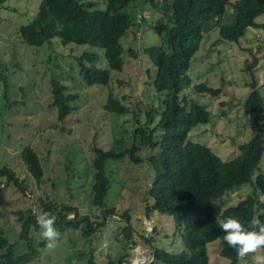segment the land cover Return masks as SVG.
Returning <instances> with one entry per match:
<instances>
[{"label": "rangeland", "instance_id": "1", "mask_svg": "<svg viewBox=\"0 0 264 264\" xmlns=\"http://www.w3.org/2000/svg\"><path fill=\"white\" fill-rule=\"evenodd\" d=\"M39 1L6 0L0 6V71L6 75L0 80V167L11 168L27 185L26 194L22 195L4 179L0 181V227L8 242L12 243L14 254L21 255L27 250L18 235L20 225L15 211L32 209L38 212L40 197L58 204L74 205L81 215L87 214L100 221V210L92 204L94 148L121 149L133 143L139 146L136 154L143 159L141 163L135 164L128 157L106 163L110 187L105 199L107 206L116 208L118 216L110 217L101 230L89 237H83L79 229L60 232L57 247L51 250L38 246L39 242L45 241L42 230H32L30 236L39 254L27 264H88L91 252L96 264H105L109 257L122 258L121 264L127 260L149 264L153 254L141 234L149 233L151 227L152 244L171 253L181 251L183 246L173 218L157 212L150 216L145 214V205L150 202L146 192L154 175L146 157L154 154L157 147L139 145L140 135L133 136L138 125L154 127L163 107L165 93L156 92L151 84L156 69L143 51L147 46L161 43L151 26L161 18L160 13L155 12L148 0H138V4L146 5L137 7L135 17L133 15L137 24L121 39L125 48L122 70L110 71L108 85L89 86L80 73L76 58L82 51L94 48L73 43L63 45L58 38L39 47L21 40L19 27L34 17ZM92 1L95 8H105L104 0ZM232 11L227 5L223 24L233 22ZM255 21L262 26L247 28L238 42L222 39L215 26L208 30L191 59L188 70L190 86L180 94L188 104L204 105L210 112L209 121L194 127L189 139L208 145L224 161L239 154L238 145L252 138L259 132V125L264 124L259 113L246 115L243 110L250 92L246 62L253 56L259 59L255 67L259 86L264 78V13ZM129 49H133L136 55H132ZM94 50L99 53L97 65L106 68L103 50ZM51 78L63 84L66 92L78 94V98L71 102L74 109L63 121L57 119V110L51 105ZM197 83L220 87L222 91L212 97L193 90L192 86ZM110 91L129 108V113L118 115L104 110ZM260 93L264 95V89H260ZM149 112L153 116L152 123H147ZM263 128L261 137L264 141ZM157 139L154 135V140ZM116 140H120L119 143ZM27 145L36 151L43 166L40 181L29 174L21 158L20 151ZM260 170L264 174V159L260 162ZM253 192V186L245 183L215 199L213 205L220 213L223 208L236 204ZM257 196L264 202L263 192L259 190ZM125 210L129 212L130 224L134 228L132 239L121 233L123 223L118 217ZM145 220L151 226L145 228ZM206 246L209 264L229 263L219 254V240ZM237 264H253V257L239 259Z\"/></svg>", "mask_w": 264, "mask_h": 264}, {"label": "trees", "instance_id": "2", "mask_svg": "<svg viewBox=\"0 0 264 264\" xmlns=\"http://www.w3.org/2000/svg\"><path fill=\"white\" fill-rule=\"evenodd\" d=\"M5 2L6 0H0V6ZM104 2L105 8L99 9L94 7L95 2L92 0H40L34 17L19 27L20 38L26 44L36 47L58 38L63 45L73 43L103 50L106 68L97 65L99 53L94 49L82 51L76 59L87 85H108L110 71H121L123 67L122 55L125 48L121 39L137 24L133 20L137 7L141 5L143 8L146 4H138V0ZM148 2L155 12L161 15V18L151 25L161 43L147 46L143 51L156 69L151 84L156 92L165 93V97L162 98L163 107L158 113L159 118L155 126L149 128L138 125L133 131V136L137 138V135H140L139 145L157 147L154 154L146 157L154 175L146 192L150 202L145 205V214L150 216L157 212L170 215L179 231L183 246L181 251L171 253L152 244V235L141 234L153 254L149 264H209L206 245L214 240H219V254L229 259L228 264H237L239 259L236 250L223 241L224 232L217 224L216 218L237 217L247 225L256 215L264 223V202L257 196L259 190L264 193V174L260 170V162L264 159V141L261 137L264 124L259 125V132L252 138L238 145L239 154L224 161L208 145L189 139V133L194 127L209 121L210 112L204 105L195 102L188 104L185 97L180 98V94L185 87L190 86L188 70L191 59L205 33L215 26L222 39L238 42L247 28L262 26L255 19L264 13V0ZM227 5L233 10L231 24H223ZM129 52L136 55L133 49H129ZM258 60L253 56L251 61L246 62L250 75V81L247 82L250 92L243 103V110L246 115L259 113L260 117L264 118V95L260 93V89H264V78L259 86L255 76ZM5 77V72L0 71V80ZM50 85L51 105L57 110V119L63 121L74 109L71 102L78 98V94L66 92V87L56 78H51ZM192 88L212 97L218 96L222 91L220 87H211L205 83H197ZM103 108L118 115L130 112L111 91ZM147 115V123H152V114L149 112ZM255 122L259 123L258 118ZM154 135L158 137L157 140H154ZM119 141L116 140L118 143ZM138 148L136 143L121 149L94 148L91 161L94 170L91 185L92 204L100 210V221L93 220L87 214L81 215L74 205L58 204L40 197L38 212L32 209L15 211L16 220L20 225L18 235L27 247L23 254H14L12 243L8 242L0 227V264H27L38 256L39 250L30 233L39 229L36 217L44 211L56 216L55 227L61 233L67 229H79L83 237H89L101 230L110 217L118 216L116 208L107 206L105 199L110 187L106 163L109 160L128 157L131 162L139 164L143 159L136 154ZM20 154L29 174L40 181L44 172L36 151L27 145L22 148ZM2 179L22 195L26 194L25 180L19 178L11 168L0 167V181ZM245 183L253 186L254 192L218 213L213 201ZM118 218L123 223L122 235L132 239L134 228L130 224L129 212L125 210ZM45 244V241H41L38 246ZM93 258L91 252L88 264H96ZM121 259L109 257L105 264H121Z\"/></svg>", "mask_w": 264, "mask_h": 264}, {"label": "clouds", "instance_id": "3", "mask_svg": "<svg viewBox=\"0 0 264 264\" xmlns=\"http://www.w3.org/2000/svg\"><path fill=\"white\" fill-rule=\"evenodd\" d=\"M55 222L56 216L49 211H44L36 217V223L42 230L41 236L46 242L45 246L50 250L57 247L61 237L60 231L55 227ZM216 222L224 232L223 241L236 250L238 259L244 260L252 256L253 264H264V223L256 215L247 225L239 218L232 216L223 219L217 216ZM143 224L145 228L151 226L147 220ZM151 230L152 227L149 233L146 232L143 235L151 236ZM124 264L137 263L127 260Z\"/></svg>", "mask_w": 264, "mask_h": 264}]
</instances>
